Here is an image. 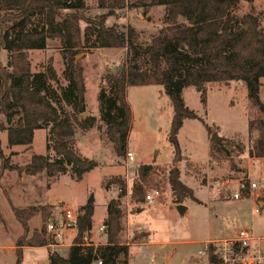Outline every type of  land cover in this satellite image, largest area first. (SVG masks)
Returning a JSON list of instances; mask_svg holds the SVG:
<instances>
[{
  "label": "rangeland",
  "instance_id": "obj_1",
  "mask_svg": "<svg viewBox=\"0 0 264 264\" xmlns=\"http://www.w3.org/2000/svg\"><path fill=\"white\" fill-rule=\"evenodd\" d=\"M83 1L85 16L99 18L104 13L97 7L96 0ZM252 3L239 2L236 13L242 15L253 6L255 12H261L264 29V0H253ZM163 13V6H127L107 17L105 24L130 25L140 33V41L146 42L162 26ZM85 26L86 23L80 21L81 30ZM124 54L123 49L90 47L76 58L82 66L84 101L83 111L74 112L78 123L71 138V148L81 158L93 161L95 167L84 173L80 180L70 167L54 177L0 170V264H15L14 251L5 252V249L12 247L25 232L15 219L10 203L17 207H46L48 212L44 218L40 213L32 217L27 223L26 234L30 236L45 223L51 244L27 248L20 264H49L50 251L66 255L76 229L61 230L56 237L55 233L47 231L46 225L49 221H59L66 209L76 214L81 212L87 203L94 209L85 242L104 243V228H100L106 216V204L118 192L115 183L105 187L106 180L112 177L122 179L126 185V193L120 198L124 215L121 240L130 243L136 235L139 241L130 245L127 264H207L206 255L198 254L207 239H232L238 229L247 227L254 235L264 236V205L262 209L259 207L264 197L247 188L246 195L241 192L238 199H232L240 182L254 181L261 185L264 180V158L248 157L249 108L243 82H207L204 106L194 87L182 90L184 104L196 113L197 118L185 119L177 134L181 159L174 165L180 171L182 183L192 190V196L184 193L178 200L168 182V171L173 165L172 148L167 140L172 107L161 85L127 88L132 122L126 152L132 153V161L127 160L126 155L117 156L106 139L105 124L100 119V90L104 86L105 73L113 72ZM27 55L32 72H43L48 65L53 67L56 78L48 80V84L58 94V104L71 112V107L61 97V90L67 83L64 74L67 63L58 40H47L44 49L30 50ZM5 59L6 52L0 50V62L4 64ZM261 81L259 95L264 101V78ZM81 119L85 121L81 122ZM212 133H216L219 140L225 139L228 146L213 158L209 154ZM47 137L48 128L38 129L34 131L30 147L8 146L6 133L0 132V143L4 156L21 165L32 154L55 156ZM138 167L149 169L148 177L152 183L139 180ZM152 189H157L159 194L148 202L145 195ZM178 205L183 207L181 212Z\"/></svg>",
  "mask_w": 264,
  "mask_h": 264
},
{
  "label": "trees",
  "instance_id": "obj_2",
  "mask_svg": "<svg viewBox=\"0 0 264 264\" xmlns=\"http://www.w3.org/2000/svg\"><path fill=\"white\" fill-rule=\"evenodd\" d=\"M241 1L251 4L253 0H96L97 7L104 13L99 18H89L83 14L86 9L83 0H0V50L6 52L5 63L0 62V132L6 133L8 146L30 147L34 131L48 128L47 139L55 151L53 158L32 154L26 163L18 165L4 156L0 143V170L54 177L70 167L80 180L96 166L71 148L78 123L74 112L83 111L84 101L82 66L76 58L90 47L125 50L119 66L105 73L100 90V119L105 124L106 139L117 156L127 153L132 122L127 88L162 86L172 107L167 140L172 148L173 165L168 171V182L178 200L184 193L192 196V190L182 183L180 171L174 165L181 159L179 129L185 119L197 118L182 99V90L186 87L195 88L204 106L207 82H243L249 108L248 157L264 158V101L259 95L264 77V29L261 12H255L253 6L242 15L236 13ZM127 6H163V24L146 42L140 41V33L130 25L105 24L107 17ZM80 21L86 23L83 30ZM52 39L58 40L66 57L67 83L61 97L71 107V112L58 104L59 96L48 84V80L56 78L53 67L48 65L43 72L31 71L28 51L42 50L47 40ZM225 143V139H210V156L222 154L228 147ZM148 171L137 168L139 180L146 184L152 183ZM111 183L118 185V192L106 204L104 243L85 242L94 209L87 203L77 213L76 233L66 256L50 251L49 264L97 261L127 264L130 245L139 241L136 235L130 243L121 240L124 215L120 198L126 193V185L122 179L112 177L106 180L105 187ZM246 191L241 194L246 195ZM10 208L25 231L14 243L15 264H20L22 247L51 244L45 223L30 236L26 234L28 221L38 213L44 218L48 212L46 207H17L11 203ZM206 259L207 264H218L212 248L208 249Z\"/></svg>",
  "mask_w": 264,
  "mask_h": 264
},
{
  "label": "built area",
  "instance_id": "obj_3",
  "mask_svg": "<svg viewBox=\"0 0 264 264\" xmlns=\"http://www.w3.org/2000/svg\"><path fill=\"white\" fill-rule=\"evenodd\" d=\"M127 160L132 161L133 155L131 152L126 153ZM256 190L259 195L264 197V180L261 185L254 181L240 182L236 191L232 194V199H238L239 195L245 189ZM159 191L152 189L150 193L145 195V200L152 202ZM77 214L66 209L57 222L49 221L46 225L48 232L55 233L59 237L61 230L76 229ZM104 226H101V230ZM209 248L213 249L214 255L218 259V264H264V236L254 235L250 228H241L235 232L234 237L222 238L220 240L206 241L202 250L198 251L199 255H206ZM93 264H100L97 261Z\"/></svg>",
  "mask_w": 264,
  "mask_h": 264
},
{
  "label": "water",
  "instance_id": "obj_4",
  "mask_svg": "<svg viewBox=\"0 0 264 264\" xmlns=\"http://www.w3.org/2000/svg\"><path fill=\"white\" fill-rule=\"evenodd\" d=\"M211 139H213V140H219V137L216 135V133H212ZM91 200H92V198L89 199V201H91ZM263 205H264V202H260L259 203V207H262ZM177 209L181 212L183 210L182 205H178L177 206Z\"/></svg>",
  "mask_w": 264,
  "mask_h": 264
},
{
  "label": "crops",
  "instance_id": "obj_5",
  "mask_svg": "<svg viewBox=\"0 0 264 264\" xmlns=\"http://www.w3.org/2000/svg\"><path fill=\"white\" fill-rule=\"evenodd\" d=\"M252 2H253V1H252ZM252 4H254V3H252ZM263 78H264V77H263ZM104 218H105V217H104ZM207 240H208V239H207ZM207 240H205V241H207ZM205 241H204V242H205ZM102 243H103V242H102ZM66 246H67V245H66ZM27 248L30 249V248H34V247H26V246L22 247V250H21V251H22L21 259H22V257L24 256L25 250H26ZM8 250H10V251L13 252V251H14V245H13L12 247H10L9 249H5V252H7ZM62 256H66V255L64 254V255H62Z\"/></svg>",
  "mask_w": 264,
  "mask_h": 264
}]
</instances>
